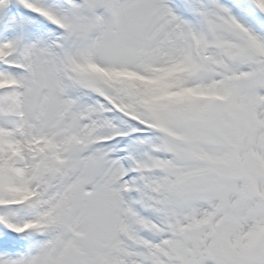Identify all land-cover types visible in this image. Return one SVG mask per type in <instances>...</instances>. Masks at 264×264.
<instances>
[{"label": "snow or ice", "instance_id": "snow-or-ice-1", "mask_svg": "<svg viewBox=\"0 0 264 264\" xmlns=\"http://www.w3.org/2000/svg\"><path fill=\"white\" fill-rule=\"evenodd\" d=\"M0 264H264V0H0Z\"/></svg>", "mask_w": 264, "mask_h": 264}]
</instances>
